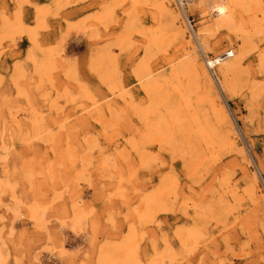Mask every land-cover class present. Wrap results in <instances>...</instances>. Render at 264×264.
<instances>
[{
  "label": "rangeland",
  "instance_id": "1",
  "mask_svg": "<svg viewBox=\"0 0 264 264\" xmlns=\"http://www.w3.org/2000/svg\"><path fill=\"white\" fill-rule=\"evenodd\" d=\"M0 264H264V0H0Z\"/></svg>",
  "mask_w": 264,
  "mask_h": 264
},
{
  "label": "bare ground",
  "instance_id": "2",
  "mask_svg": "<svg viewBox=\"0 0 264 264\" xmlns=\"http://www.w3.org/2000/svg\"><path fill=\"white\" fill-rule=\"evenodd\" d=\"M217 13V12H216ZM227 56L230 57L231 56V53L229 51H227Z\"/></svg>",
  "mask_w": 264,
  "mask_h": 264
}]
</instances>
